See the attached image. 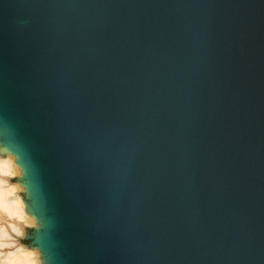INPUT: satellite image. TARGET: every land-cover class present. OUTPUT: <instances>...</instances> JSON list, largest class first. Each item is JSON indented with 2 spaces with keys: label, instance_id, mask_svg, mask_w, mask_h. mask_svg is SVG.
I'll list each match as a JSON object with an SVG mask.
<instances>
[{
  "label": "water",
  "instance_id": "95a60500",
  "mask_svg": "<svg viewBox=\"0 0 264 264\" xmlns=\"http://www.w3.org/2000/svg\"><path fill=\"white\" fill-rule=\"evenodd\" d=\"M0 162L34 264H264V0H0Z\"/></svg>",
  "mask_w": 264,
  "mask_h": 264
},
{
  "label": "bare ground",
  "instance_id": "6f19581e",
  "mask_svg": "<svg viewBox=\"0 0 264 264\" xmlns=\"http://www.w3.org/2000/svg\"><path fill=\"white\" fill-rule=\"evenodd\" d=\"M10 173V167L7 163L0 162V203L3 205V211H0V217H6L9 220L22 219L20 205L12 199L13 191L5 187L1 176ZM14 229V228H13ZM10 234L5 227L0 226V261L14 262V264H34L29 254L17 251H7L11 246Z\"/></svg>",
  "mask_w": 264,
  "mask_h": 264
},
{
  "label": "clouds",
  "instance_id": "9594fccd",
  "mask_svg": "<svg viewBox=\"0 0 264 264\" xmlns=\"http://www.w3.org/2000/svg\"><path fill=\"white\" fill-rule=\"evenodd\" d=\"M0 211H3V205H2V203H0ZM0 264H5V262L4 261H0ZM8 264H14V262H8Z\"/></svg>",
  "mask_w": 264,
  "mask_h": 264
}]
</instances>
